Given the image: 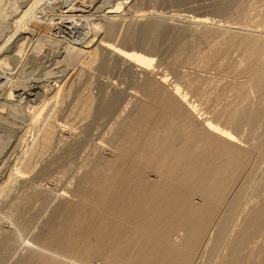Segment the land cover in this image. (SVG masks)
I'll use <instances>...</instances> for the list:
<instances>
[{
	"label": "rangeland",
	"instance_id": "obj_1",
	"mask_svg": "<svg viewBox=\"0 0 264 264\" xmlns=\"http://www.w3.org/2000/svg\"><path fill=\"white\" fill-rule=\"evenodd\" d=\"M223 1L226 0H0V77H3V82L0 80V254L5 256L3 264H14L27 253L23 250L26 242L37 244L34 236L42 231L47 222L53 220L50 211L59 203L56 194L66 190L71 201L78 199L69 191L75 187L77 172L78 175L82 174L99 156L110 158L109 141L112 136H118V142L125 141V144L142 140L140 132L146 124H134L133 119L137 117L129 119V115L135 111L133 104L137 99L130 98V95L135 93L138 99L147 103L148 94L144 89L147 81L141 74L126 70L120 58L111 57L107 51L96 47L98 42L153 58L151 71L165 76L169 88L179 87L181 94L195 106L201 121L238 132L237 136L243 144L251 140H260L264 144V123L259 122L254 133L248 124L239 130L234 126L241 110L246 108L248 113L255 114L264 101L262 85L254 78L264 62V47L257 46L256 40L232 34L240 31L264 39V0H235L228 8L214 9ZM105 9L121 16L109 20V24L101 22L97 17ZM89 10L91 15L94 14L92 19L99 21L76 25L77 20H71L69 16L71 13L79 16ZM243 11L245 14L250 13L244 21L239 20L240 15H244ZM61 18L63 21L59 20ZM148 22L175 26V30L170 33L156 28L146 31ZM56 24L69 30L65 31L69 33L66 39L70 35L74 36L81 40L78 41L82 43L81 46L87 42V60L81 58L76 63H70L64 57V43L60 47L55 45L58 42L54 38ZM68 40L70 42L71 39ZM82 70L89 72L78 82ZM71 82L74 83V91L71 95L65 94L69 90L66 85ZM98 83H103L105 88L100 90ZM84 95L93 96L95 101H100L105 95L114 102L116 109L111 115L102 116L93 112L88 116V112H84L87 111L82 100ZM123 119L126 123L122 131L116 133L118 123ZM52 120L67 123L69 132L64 134L66 139L63 135L65 140L63 136L58 137L59 144L63 143L59 145V150L57 144L54 147L57 150H53L56 153L46 154L43 160L32 153V144L38 141ZM75 135L76 139H71ZM67 141L68 144L74 141L80 143L74 156L69 157L68 162L66 160L56 165L60 166L59 169L55 166L56 170H51L44 177L37 175L48 158L61 153L60 149L64 148ZM100 142H107L103 143L106 147L101 150L97 148ZM127 149L134 154L137 152L136 146H128ZM119 150L122 153L120 145ZM24 171L25 174H22ZM18 173L23 178L15 180L20 176ZM259 173L258 181L255 179L251 183L254 186L250 187V184L246 188V195L243 194V208L264 199V161L259 166ZM24 178L26 182L30 179L29 184L24 183ZM257 185L260 187L258 190ZM35 189L43 191L42 198L37 197L31 203H26L27 197ZM241 223V218H238L237 225ZM11 230L19 234L21 246L9 241V234L13 232ZM224 251H221V256H224ZM92 264L102 263L95 260Z\"/></svg>",
	"mask_w": 264,
	"mask_h": 264
},
{
	"label": "bare ground",
	"instance_id": "obj_2",
	"mask_svg": "<svg viewBox=\"0 0 264 264\" xmlns=\"http://www.w3.org/2000/svg\"><path fill=\"white\" fill-rule=\"evenodd\" d=\"M234 2L235 0L223 1L214 9L228 8ZM111 11L105 9L97 18L109 24V20L121 16L119 12V15H116V12ZM71 14L70 19H76V25L81 22L99 21L92 19L91 16L94 14L91 15L90 10L78 14L79 16ZM247 14L250 13L241 14L239 20H246ZM62 18L59 20L63 21ZM134 18L140 19L138 16ZM167 25L148 22L145 27L146 31L156 28L165 33L175 30V26ZM54 29V38L58 41L55 45L60 47L64 43L63 55L70 63H76L81 58L86 59L88 54L86 50L89 46L87 42L81 46L82 43L78 42L81 40L71 35L68 42L69 38L66 39V36L69 33L65 31L69 30L61 24H56ZM259 29L258 27L257 30ZM239 32L232 34L256 40L257 46L264 47V39H260L261 37L255 38L246 32ZM82 42L85 43L83 40ZM96 47L104 49L111 57L120 58L126 70L141 74L147 81L144 88L148 94L147 103L138 99L135 93L130 95V98L137 99L133 104L135 111L129 115V119L137 117L133 119L134 124L136 122L146 124L144 130L140 132L142 140L125 144V141L118 142V136L114 138L112 136L109 141L112 147L108 143L110 158L99 156L89 163L82 174L78 175L77 172L76 184H73L75 187L69 191L78 198V201H71L66 190L56 194L59 203L53 211L50 209L53 220L47 222L37 235L34 232L37 244L26 242L23 250L27 253L24 255L22 253L14 264H92L95 260L101 261L102 264H264V199L260 203L249 204L244 208L242 203L246 188L255 182V179L258 181L259 166L264 161V144L260 140L256 142L251 140L243 144L237 136L238 132L201 121L196 114L195 106L181 94L179 87L169 88L165 76L151 71L153 58L136 52H126L105 42L96 43ZM88 70H82L78 82L82 81ZM175 71L177 74V70ZM254 78L262 85L263 93L264 62ZM98 86L100 90L105 88L103 83H98ZM74 87L73 82L67 84V92L64 93L71 95ZM90 95H84L82 98L87 109L84 112H88V116L93 112L102 116L111 115L116 109L114 102L105 95H102L100 101L98 99L99 102ZM262 97L264 98V93ZM258 109L255 114L248 113L246 108L241 110L240 118L234 124L235 128L239 130L248 124L250 131L254 133L258 123H264V101L260 103ZM125 123L124 119L118 123L116 133L122 131ZM67 125L57 123L55 120L49 122L38 141L36 140V144H32V153L44 160L46 154L57 150L60 145L58 137L69 132ZM73 131L74 129L72 133ZM75 137L76 135L71 139ZM69 143L71 144L67 141L64 148L60 149V154L57 153L58 155L55 154L50 159H47V155L45 165L41 160L43 166L37 175L44 177L51 170L53 172L56 168L59 169L60 166L56 165L74 156L80 143L75 141ZM103 143L107 142L102 144L100 142L97 148L101 150L106 147ZM57 144V149H54ZM128 146H136L137 152L131 153L127 149ZM97 148L96 150H99ZM29 165L30 162L27 166ZM36 167L38 168V165ZM28 171L30 173V170ZM22 174H25V171ZM21 178L23 175L17 176L15 180ZM28 182L25 179L24 183ZM258 188L260 187L258 186L257 190ZM36 190L25 198L26 203H31L43 195V191ZM238 218L242 220L240 225H237ZM10 234L9 241L20 244L17 231ZM37 245L42 246V249ZM221 251H224V256H221ZM4 257L0 254V264H3ZM201 258L205 260L200 261Z\"/></svg>",
	"mask_w": 264,
	"mask_h": 264
}]
</instances>
